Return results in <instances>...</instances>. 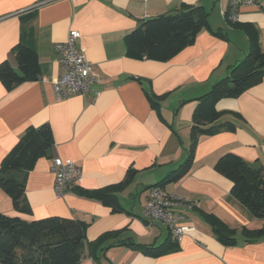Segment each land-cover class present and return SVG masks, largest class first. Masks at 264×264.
<instances>
[{"label":"crops","instance_id":"0c3cea01","mask_svg":"<svg viewBox=\"0 0 264 264\" xmlns=\"http://www.w3.org/2000/svg\"><path fill=\"white\" fill-rule=\"evenodd\" d=\"M185 4L208 12L209 26L192 44L169 60L128 53V33L142 21ZM229 5L230 0H0V63L8 60L19 71L13 51L19 42L34 49L40 63L37 80L11 89L0 80V168L27 127L48 124L53 135L49 153L26 176L22 202L31 213L16 210L1 187L0 213L27 221L50 216L85 221L87 241L118 232L102 247L127 238L162 244L170 234L167 225L149 219L144 209L150 186L188 158L198 98L245 58L250 32H256L264 50V0L241 6L235 21L225 13ZM73 29L80 32L77 46L85 50L100 81L86 94L57 100L52 82L62 67L55 44ZM216 109L222 112L216 124L229 121L234 129L200 136L190 169L164 186L168 194L192 202L174 209L193 229L161 255L121 244L100 248L98 258L86 249L80 264H264V236L245 241L241 230L260 228L264 219L232 194V181L215 168L222 155L232 152L264 170V76L239 96L220 99ZM55 157L71 158L82 169V179L62 196L53 187ZM129 169L135 170L133 179L116 191L122 210L112 211L75 191L118 185ZM204 212L235 228L237 243L220 241Z\"/></svg>","mask_w":264,"mask_h":264},{"label":"trees","instance_id":"16d2710c","mask_svg":"<svg viewBox=\"0 0 264 264\" xmlns=\"http://www.w3.org/2000/svg\"><path fill=\"white\" fill-rule=\"evenodd\" d=\"M208 26V12L203 6L185 4L176 12L142 21L126 35L127 51L136 57L169 60L192 44L197 34ZM250 33L251 45L245 58L231 66L226 78L215 83L210 91L198 98L193 115L192 143L188 158L178 169L150 188L159 186L164 189L167 183L179 179L190 169L200 136L211 135L222 129H234L233 123L229 121L216 124L222 115L216 109V103L222 98L239 96L264 76V50L258 43L256 32ZM13 51L19 71L8 60L0 63V80L7 89L25 81L37 80L40 76L39 57L34 49L19 42ZM152 104L158 108V103L153 99ZM52 144L53 135L48 124L29 126L2 159L0 187L12 197L16 210L31 213V207L22 202L26 190V176L37 159L49 153ZM215 168L232 181V194L256 217L264 219L263 168L232 152L222 155L216 161ZM134 175L135 170L129 169L125 179L118 185L94 190L77 187L75 191L106 203L112 211H119L123 208L116 194L117 188L129 183ZM203 216L220 241L226 245L237 243L235 228L228 226L214 214L204 212ZM87 226L85 221L60 216L27 221L18 216L0 213V264H80L86 249L93 258H98L97 251L100 248L104 250L121 244L138 247L157 256L179 243L169 234L157 246L140 244L127 238L102 247L105 242L118 236V232L108 231L98 239L87 241ZM241 230L245 241H254L264 236V224L255 229L244 226Z\"/></svg>","mask_w":264,"mask_h":264},{"label":"built area","instance_id":"2783aa9c","mask_svg":"<svg viewBox=\"0 0 264 264\" xmlns=\"http://www.w3.org/2000/svg\"><path fill=\"white\" fill-rule=\"evenodd\" d=\"M261 1L230 0L225 13L230 20L235 21L241 6H257ZM79 38L80 32L73 29L64 41L55 44L57 60L62 67V73L52 82L57 100L76 94H86L91 90L92 83L100 81V76L94 71L85 50L77 46ZM51 171L55 177L53 187L58 196H62L82 179L81 166L71 158L55 157L51 163ZM191 204L188 199L170 195L163 188L154 186L149 190L144 209L149 219L164 222L172 238L180 243L185 233L193 228L184 222L185 215L177 212L174 207Z\"/></svg>","mask_w":264,"mask_h":264},{"label":"rangeland","instance_id":"374dc122","mask_svg":"<svg viewBox=\"0 0 264 264\" xmlns=\"http://www.w3.org/2000/svg\"><path fill=\"white\" fill-rule=\"evenodd\" d=\"M165 230V229H164ZM166 231V230H165Z\"/></svg>","mask_w":264,"mask_h":264}]
</instances>
